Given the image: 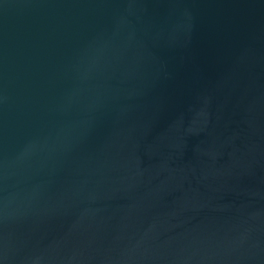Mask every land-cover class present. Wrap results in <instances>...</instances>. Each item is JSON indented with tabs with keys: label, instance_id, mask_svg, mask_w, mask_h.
I'll return each mask as SVG.
<instances>
[{
	"label": "water",
	"instance_id": "1",
	"mask_svg": "<svg viewBox=\"0 0 264 264\" xmlns=\"http://www.w3.org/2000/svg\"><path fill=\"white\" fill-rule=\"evenodd\" d=\"M0 264H264V0H0Z\"/></svg>",
	"mask_w": 264,
	"mask_h": 264
}]
</instances>
